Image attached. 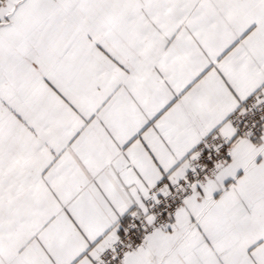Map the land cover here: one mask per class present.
Masks as SVG:
<instances>
[{
    "label": "snow or ice",
    "instance_id": "snow-or-ice-1",
    "mask_svg": "<svg viewBox=\"0 0 264 264\" xmlns=\"http://www.w3.org/2000/svg\"><path fill=\"white\" fill-rule=\"evenodd\" d=\"M0 264H264V0H0Z\"/></svg>",
    "mask_w": 264,
    "mask_h": 264
}]
</instances>
